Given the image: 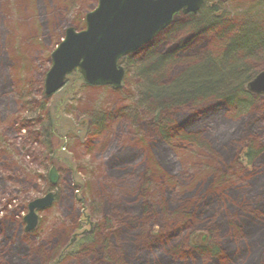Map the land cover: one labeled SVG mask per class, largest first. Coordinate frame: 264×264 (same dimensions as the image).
Segmentation results:
<instances>
[{"label": "rangeland", "instance_id": "374dc122", "mask_svg": "<svg viewBox=\"0 0 264 264\" xmlns=\"http://www.w3.org/2000/svg\"><path fill=\"white\" fill-rule=\"evenodd\" d=\"M221 3V22L264 29V0ZM96 6L97 0H0V264H143L146 258L216 264L194 251V230L233 255L226 264H264V96H255L241 117L217 101L174 110L172 126L188 137L171 143L150 126L156 115L133 77L119 91L79 84L71 94L63 89L45 97L52 52L66 28L85 27ZM202 37L210 46L212 38ZM253 65L264 69L263 61ZM242 66L247 70L236 73L238 82L253 74L250 61ZM150 145L169 158L172 170L161 167L162 177L146 153ZM246 146L259 152L249 168L241 160ZM48 192L55 195L52 205L26 232L27 205ZM85 214L94 242H73L66 252L74 234L90 230L80 226ZM247 221L255 227L240 226Z\"/></svg>", "mask_w": 264, "mask_h": 264}, {"label": "trees", "instance_id": "16d2710c", "mask_svg": "<svg viewBox=\"0 0 264 264\" xmlns=\"http://www.w3.org/2000/svg\"><path fill=\"white\" fill-rule=\"evenodd\" d=\"M238 22H221L220 19H209L206 16L202 18L201 15L179 18L153 43L121 61L120 64L125 69V79L126 77L135 78L142 98L150 104L155 113L156 117L154 116L149 124L159 126L157 131L162 141L180 142L188 137L187 134L172 126L173 122L170 120L173 111L180 107H193L197 104L208 103V101H217L232 108L236 117H241L253 105V99L256 98L250 95L245 87L254 78L255 72H259L253 63L264 62V29H257ZM188 33L190 34L186 35ZM203 35L212 38L210 46H204ZM211 59L217 60L218 66L211 64ZM245 60L250 61L254 69L253 74L247 76L244 81L238 82L236 73L242 74V71L247 70L245 66H242ZM74 79H77V85L83 84L78 75H72L69 77L66 90L69 91L74 87ZM59 107L60 104L54 107V115L49 122L50 137L53 136L52 128L54 131L59 124V119L56 117ZM167 112L168 119L165 116L162 117V114L165 115ZM184 122L189 124V121ZM146 148L148 149L146 153L151 158L150 163H154L153 168L159 177H162L161 167L168 169L169 172L172 170L168 168L169 158L163 150L156 148L157 153H155L153 145L146 146ZM257 151L253 146L245 147L241 160L244 161L246 168H249L254 155L259 153ZM163 160L164 163H162ZM193 211L196 212V210ZM191 216L185 219L189 221ZM251 221L240 226H246L248 223L254 228ZM194 232L197 231L194 230L191 234ZM94 239L92 234L82 236L77 239V244L85 246L94 242ZM209 244L210 242L206 247L204 246V249L195 248L194 251L198 250L196 252L212 257L216 264L233 261V255L229 253L227 256L224 253L226 248L223 247L222 250L220 247ZM69 250L70 247L66 249V252ZM180 254L175 253L174 256L180 258ZM146 259L143 264H150L151 262Z\"/></svg>", "mask_w": 264, "mask_h": 264}, {"label": "water", "instance_id": "95a60500", "mask_svg": "<svg viewBox=\"0 0 264 264\" xmlns=\"http://www.w3.org/2000/svg\"><path fill=\"white\" fill-rule=\"evenodd\" d=\"M203 0H97L96 8L85 15V27L65 30L63 40L51 54V67L44 80V94L50 98L66 84L69 75L77 73L87 86L112 87L119 91L125 75L120 61L138 52L158 34L168 28L178 13L196 14ZM254 95L264 96V71L247 84ZM54 187L58 181L56 169L48 174ZM54 194L31 201L24 216L25 231L33 230L38 222L37 212L49 208ZM90 227V217H85ZM85 231L82 235L90 234ZM204 243L208 236L198 234ZM71 240L70 244L74 242Z\"/></svg>", "mask_w": 264, "mask_h": 264}, {"label": "flooded vegetation", "instance_id": "af4514ba", "mask_svg": "<svg viewBox=\"0 0 264 264\" xmlns=\"http://www.w3.org/2000/svg\"><path fill=\"white\" fill-rule=\"evenodd\" d=\"M225 0H203V4H202V6L200 7V9H199V11L196 13V14H183L182 12H180V13H178V15L175 17V19H174V21H173V23L168 27V28H170L171 26H173L174 24H175V22H176V20L177 19H179V18H185V17H188V16H194V17H199L200 15L201 16H206L207 17V13H212L213 15V18L214 19H216V20H219L221 17H222V6H223V4L221 3V2H224ZM203 10H204V14L202 13L203 12ZM168 28H166L165 30H163L160 34H158V36H160L163 32H165ZM158 36H156L155 38H154V40L158 37ZM154 40H152L149 44H147L146 46H144L143 48H141L139 51H141L142 49H144V48H146L148 45H150L151 43H153L154 42ZM138 51V52H139ZM137 53V52H136ZM135 54V53H134ZM125 70V69H124ZM264 70V69H263ZM263 70H260L259 69V72H261V71H263ZM258 72V73H259ZM256 74H255V76L258 74L257 72H255ZM47 74V73H46ZM72 75H78V77L79 78H81L80 77V75L79 74H77V73H73V74H71L69 77H71ZM46 76V75H45ZM254 76V77H255ZM69 77L67 78V80H66V84L64 85V87H63V89H64V92L65 93H70V90L68 91V90H66V88H67V83H68V80H69ZM124 78H125V75H124ZM76 81H77V79L75 80L74 79V84H73V88L71 89V90H73V89H75L78 85L76 84ZM123 82H124V79H123ZM122 82V83H123ZM123 86V85H122ZM72 87V86H71ZM62 89V90H63ZM245 89H246V91L250 94V95H252L253 97H255L256 95H254V94H251L248 90H247V85H246V87H245ZM54 155V157H56V155L55 154H53ZM57 160H58V162H63V160H62V158L61 157H59L58 156V158H57ZM54 166H52L51 168H53ZM84 216V215H83ZM80 226H88V227H90V224L88 223V221L85 219V218H83L82 217V220L80 221ZM93 227H94V225H92L91 227H90V229H91V233H93ZM193 235V234H192ZM74 236L76 237L74 240H76V239H78L80 236H78L77 234H74ZM192 239H191V242L193 243V245L194 244H197V246H204V241L202 240V239H200L198 242H196V238H198V235H195V233H194V235L191 237ZM195 246V245H194Z\"/></svg>", "mask_w": 264, "mask_h": 264}, {"label": "bare ground", "instance_id": "6f19581e", "mask_svg": "<svg viewBox=\"0 0 264 264\" xmlns=\"http://www.w3.org/2000/svg\"><path fill=\"white\" fill-rule=\"evenodd\" d=\"M57 242V241H56ZM56 242L54 244H56Z\"/></svg>", "mask_w": 264, "mask_h": 264}]
</instances>
